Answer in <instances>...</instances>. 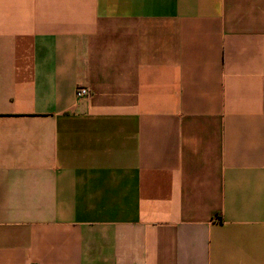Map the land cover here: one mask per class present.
Returning <instances> with one entry per match:
<instances>
[{
    "label": "crops",
    "instance_id": "1",
    "mask_svg": "<svg viewBox=\"0 0 264 264\" xmlns=\"http://www.w3.org/2000/svg\"><path fill=\"white\" fill-rule=\"evenodd\" d=\"M0 264H264V0H0Z\"/></svg>",
    "mask_w": 264,
    "mask_h": 264
},
{
    "label": "built area",
    "instance_id": "2",
    "mask_svg": "<svg viewBox=\"0 0 264 264\" xmlns=\"http://www.w3.org/2000/svg\"><path fill=\"white\" fill-rule=\"evenodd\" d=\"M90 94V90L87 87L80 86L76 89V95L78 97L88 96Z\"/></svg>",
    "mask_w": 264,
    "mask_h": 264
}]
</instances>
